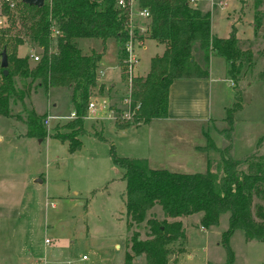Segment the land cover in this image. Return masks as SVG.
Here are the masks:
<instances>
[{
	"label": "rangeland",
	"instance_id": "rangeland-1",
	"mask_svg": "<svg viewBox=\"0 0 264 264\" xmlns=\"http://www.w3.org/2000/svg\"><path fill=\"white\" fill-rule=\"evenodd\" d=\"M224 1L226 5L220 9L216 4ZM213 2L212 7L209 0H197L196 4L201 12L209 13L211 34L223 38L234 27L241 49L251 52L254 65L235 81L227 74L221 57L210 58L209 73L215 84L209 98L211 121L202 133L209 136L216 148L228 146L233 159L249 155L264 157V0ZM2 4L0 0V28L5 25ZM14 9L10 15L16 17V6ZM140 24L148 27L149 19ZM145 36L135 35L138 48L135 79L146 75L150 55L160 51L154 42H145ZM30 44L34 49L31 54L40 57V49ZM77 44L82 53L101 50L100 41L78 40ZM105 49L106 54L112 50L110 55L118 62L114 41H108ZM117 73L120 74L117 87L109 90L110 82L101 84L102 92L112 102H117L125 91L122 64ZM111 74L116 75V69ZM98 79L96 74V84ZM135 79L133 90L137 92ZM96 93L93 88L91 95ZM236 102L239 108L231 110ZM10 109L12 116L0 117V264H122L124 253L132 254L129 250L132 232L144 239L147 229L144 223L130 228L125 225L124 181L122 171L111 161L110 149L118 157L146 158L148 125H130L135 128L114 133L110 122L99 121L104 128L101 130L96 125L89 130L91 134L79 135V149L69 151L67 142L52 135L72 131L65 126L71 121L50 120L47 128L44 125L45 138L37 139L24 137V125L17 117L22 109H33L44 115V119L47 115L67 116L71 111L69 88L37 86L24 97L22 104L17 102ZM229 113L232 124L227 141L220 131L228 128L225 118ZM159 123L162 125L161 120L151 124L153 131ZM122 124L125 123L118 125ZM151 215L160 219L162 211L158 205L146 213L145 219ZM199 216L201 213L194 214L190 217L192 221L185 222L187 255L180 254L177 264L224 261L219 238L227 228V213L221 214L217 225L209 228L201 227L199 221L194 223ZM228 245L233 252L232 264H264V243L246 242L241 230L231 234ZM178 246L171 248L177 250ZM173 258L174 254L169 255L167 264H173ZM131 264H145L144 257H135Z\"/></svg>",
	"mask_w": 264,
	"mask_h": 264
},
{
	"label": "trees",
	"instance_id": "trees-1",
	"mask_svg": "<svg viewBox=\"0 0 264 264\" xmlns=\"http://www.w3.org/2000/svg\"><path fill=\"white\" fill-rule=\"evenodd\" d=\"M192 1L138 2L139 7L149 12L145 39L163 46L161 55L150 59L146 75L135 79L137 92L133 93V98L140 102L136 114L142 123L140 125L166 117L168 89L174 81L206 79L212 56L224 60L227 74L235 81L254 65L251 52L241 49L235 28L231 27L226 37L212 36L209 13L191 5ZM115 2L43 0L42 6L36 7L20 1L16 5V17L11 16L12 10L2 4L5 25L0 28V54L5 51L7 73L4 75L0 67V117L12 116L11 106L17 102L22 104L24 97L37 86L69 88L70 106L76 119L65 126L72 131L63 135L55 133L52 138L67 142L69 151L79 149L81 142L78 136L84 132L85 122L82 117L92 96L91 90L96 86L101 54L95 51L82 53L77 41L96 40L102 47L108 41H114L118 48V63L122 64L127 34L123 12ZM51 26L60 33L55 39L50 37ZM23 38L40 49L38 61L34 62L28 56H17L16 49L23 43ZM102 89V86L98 87L100 93ZM238 108L239 103L236 102L231 110ZM17 117L24 125V137L45 138L44 115L35 113L33 109H22ZM225 121L228 128L220 133L229 141L230 113ZM139 124H135L136 127ZM121 126L130 125L125 123ZM204 137L205 145L198 148L207 155L203 173L152 169L145 158L118 157L110 149L111 161L122 171L124 181L125 225L130 228L144 223L147 229L144 239L132 232L129 239L132 254L124 253L122 264H131L135 257L140 256L144 257L145 264H167L169 255L176 257L182 254L185 234L177 219L197 213H201L199 224L203 228L217 225L219 216L227 213V228L219 238L225 252L221 264L233 262L228 240L235 230L243 232L246 242L264 243V157L249 155L233 159L228 146L216 148L207 134ZM155 205L160 207L162 218L151 215L145 219L146 213ZM177 244L178 249L173 250L171 246Z\"/></svg>",
	"mask_w": 264,
	"mask_h": 264
},
{
	"label": "crops",
	"instance_id": "crops-1",
	"mask_svg": "<svg viewBox=\"0 0 264 264\" xmlns=\"http://www.w3.org/2000/svg\"><path fill=\"white\" fill-rule=\"evenodd\" d=\"M223 3L226 5L225 1ZM196 4L197 0L191 2V5H193L194 7H197ZM222 9H224V7ZM146 40L148 39H145V42ZM27 41V39L23 38V43L17 46V56H29L31 54V51L34 50L33 46ZM106 45L107 43L104 47H102L101 45V50L99 51L101 57L98 62V69L102 72V75L98 79V84L100 85L96 84V86L94 87V89H96L97 91L94 97L98 99H104L108 97L107 95H105V93H100L98 91V87L102 86L104 82H110L108 84V87H110L111 89L117 87V83L120 82V74L117 73V71H119L120 64H118V62L115 61L114 58H112L113 55H110L112 54V50L108 51V54H106ZM154 45L159 46L160 51L154 52L152 55H150L149 59H151L153 56H159L163 52L162 45H158L155 43ZM115 69L116 75L111 74V72ZM108 71L111 72L108 73ZM138 74V77L142 76ZM116 79L118 82H115ZM214 82L215 81L210 77V73H208V77L206 79L176 80L169 86L167 115L165 118L155 119L161 120L162 125L160 123L156 124V129L153 131L152 129L154 128V126H151V124L155 120H151L147 124L148 128L146 131V140L148 153L145 159L147 160L149 168L163 169L173 173H203L205 171V162L207 155L198 148L202 147L205 144V139L202 131H205V127L207 129L208 124L211 121V118L209 117V98L212 86H214L215 84ZM52 107H55L54 103L52 104ZM70 110L72 111V109ZM96 125H99V128L101 130L104 128V124L100 123L99 121L96 123L84 122V132H82L81 134H91L89 130H91L92 127ZM109 127L114 130V133L128 132L129 130H131V128H135L131 126L125 127L118 124L113 125L112 123H110ZM159 216L160 218H162L161 215ZM191 216L194 215L177 219L182 224L184 234L186 230L185 222L192 221L190 220ZM155 217L159 218L158 216ZM199 219L200 216L195 219L194 223L199 221ZM168 221L171 220L169 219ZM185 244L186 234L183 244V253L186 252L187 255ZM179 256H174L173 264H177L176 260ZM189 257L190 256H188V258Z\"/></svg>",
	"mask_w": 264,
	"mask_h": 264
},
{
	"label": "built area",
	"instance_id": "built-area-1",
	"mask_svg": "<svg viewBox=\"0 0 264 264\" xmlns=\"http://www.w3.org/2000/svg\"><path fill=\"white\" fill-rule=\"evenodd\" d=\"M19 0H2L8 9L13 10ZM139 0H116L115 6L123 12L124 15V27L126 31V39L123 43V74L124 81V93L121 98L116 102H112L109 99H98L94 96L89 98L86 113L82 117L83 121L97 122L108 121L112 124L128 123L129 125H137L140 121L137 119V112L140 108V102L133 98V82L135 79V68L138 63V57L136 50V37L137 33L146 34L148 27L142 26L141 21L149 19V12L146 8L138 6ZM210 6H214L213 0H209ZM220 9L224 7L223 2L216 4ZM1 24V22H0ZM59 31L55 26H51L50 37L55 39L59 36ZM32 61L36 62L39 57L36 54L29 56ZM102 75L101 71L97 72V76ZM76 119V114L71 111L67 116L50 117L46 116L44 119V125L47 128L50 120L57 121H72ZM45 242H47L45 240ZM84 259V256L82 257Z\"/></svg>",
	"mask_w": 264,
	"mask_h": 264
},
{
	"label": "water",
	"instance_id": "water-1",
	"mask_svg": "<svg viewBox=\"0 0 264 264\" xmlns=\"http://www.w3.org/2000/svg\"><path fill=\"white\" fill-rule=\"evenodd\" d=\"M23 3L28 4V5H33L36 7H40L43 4V0H21ZM7 65V58L5 51H1L0 54V67L3 69V74L6 75L7 71L5 70ZM138 258V257H136Z\"/></svg>",
	"mask_w": 264,
	"mask_h": 264
}]
</instances>
